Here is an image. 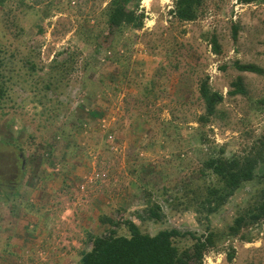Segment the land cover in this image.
Masks as SVG:
<instances>
[{
    "label": "rangeland",
    "instance_id": "obj_1",
    "mask_svg": "<svg viewBox=\"0 0 264 264\" xmlns=\"http://www.w3.org/2000/svg\"><path fill=\"white\" fill-rule=\"evenodd\" d=\"M112 1L0 7V264H78L109 229L102 219L120 233L133 221L150 235L206 236L186 186L214 180L202 173L214 151L264 149V75L235 67L264 70V0H204L193 22L174 17L176 0H140L143 27L110 31ZM239 78L245 95L232 96ZM203 82L223 98L209 120ZM259 157L261 179L209 216L220 236L201 264H264V221L227 234L264 188ZM192 244L175 240L181 253Z\"/></svg>",
    "mask_w": 264,
    "mask_h": 264
},
{
    "label": "trees",
    "instance_id": "obj_2",
    "mask_svg": "<svg viewBox=\"0 0 264 264\" xmlns=\"http://www.w3.org/2000/svg\"><path fill=\"white\" fill-rule=\"evenodd\" d=\"M6 1L11 2V0H0V7H4ZM241 1L247 5L261 0ZM133 2L134 0H113L110 3L107 12V26L110 31H119L124 28L139 30L143 27L144 15L137 11L140 0H136L134 9H127ZM203 2L204 0H176L173 15L180 22H193ZM7 18L12 22L11 14H8ZM7 27L10 28L11 25ZM235 67L242 73L264 75L263 69L252 64H236ZM0 86L3 85L0 84ZM233 87L234 91L230 95H245L240 78ZM199 94L205 106V118L209 120L216 116V108L223 102V98L220 94L211 92L207 82L201 83ZM260 144L263 146L264 141ZM263 155L262 147H252L243 154L233 155L231 158L225 156L224 149H220L218 153L214 151L213 155L206 160L202 170L203 174H207L214 180L207 183L203 180L202 190L200 187L193 190V182L191 186H186L184 191L191 193V198L187 201L189 206H194V210L205 214L204 221L208 223L206 236L183 233L177 229L162 230L155 235H150L142 232L133 221L124 223L127 231L120 233L117 222L102 219L101 223H107L109 229L92 239L89 250L82 253L78 264H201L204 255L216 245V239L220 236L218 232L210 229L209 216L220 212L243 185L252 184L261 179L256 174V170L257 159ZM256 195L253 205L240 211L233 225L228 228L227 234L231 238H236L242 229L251 228L264 221V188L256 190ZM147 200V209L144 211L147 219L160 221L163 218L161 208L151 202V199ZM186 237H190L193 244L187 251L181 253L175 245V240ZM229 260H232V256Z\"/></svg>",
    "mask_w": 264,
    "mask_h": 264
},
{
    "label": "crops",
    "instance_id": "obj_3",
    "mask_svg": "<svg viewBox=\"0 0 264 264\" xmlns=\"http://www.w3.org/2000/svg\"><path fill=\"white\" fill-rule=\"evenodd\" d=\"M101 211V210H100ZM84 222H87L88 223V220H86V221H84ZM89 224V223H88ZM87 229H89V225H87V227H86ZM103 230H104V228H103ZM53 250H55V249H53ZM80 261V260H79ZM79 263V262H78Z\"/></svg>",
    "mask_w": 264,
    "mask_h": 264
}]
</instances>
